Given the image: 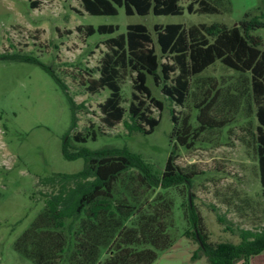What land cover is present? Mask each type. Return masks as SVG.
<instances>
[{
	"label": "rangeland",
	"instance_id": "374dc122",
	"mask_svg": "<svg viewBox=\"0 0 264 264\" xmlns=\"http://www.w3.org/2000/svg\"><path fill=\"white\" fill-rule=\"evenodd\" d=\"M31 8L29 0H0V56L22 53L50 65L64 80L76 103L77 126L84 132L91 123L104 133L96 140L82 143L91 149L106 145L126 146L141 155L154 169L162 171L172 150L176 164L194 176L191 188L178 185L167 191L156 189L174 200L173 222L169 232L172 245L159 253L152 264H208L205 256L193 259L199 242L184 235L189 226L185 218L189 194L200 210L210 241L239 243L242 229L264 230V196L257 156L255 104L250 93V77L220 62L192 81L184 106L169 100L151 77L148 85L164 109H153L160 122L150 134H130L123 123L109 129L101 122L99 104L109 95L104 89L91 93L82 79L98 76L101 58L107 51L105 39L127 32L129 24H144L154 34L155 24L221 22L237 24L248 13H264V0H213L222 9L218 14L185 11L176 15L125 13L118 7L115 15H95L84 10L81 0H41ZM192 0H182L187 5ZM112 24L113 33L86 36L79 25ZM264 37V27L256 31ZM132 81L124 83L123 95L131 98ZM206 97L202 117L205 129L193 137L190 147L173 136L170 109L198 131L199 103ZM128 106V101L125 103ZM72 112L64 91L40 64L0 58V264H34L15 249V242L44 206L37 192L41 177L54 172L75 173L85 166L84 158L65 159L63 136L69 132ZM105 134V135H104ZM75 146L79 143L74 142ZM132 173L137 171L132 170ZM224 220L220 221L219 217ZM233 264H264V250L247 259L235 258Z\"/></svg>",
	"mask_w": 264,
	"mask_h": 264
},
{
	"label": "trees",
	"instance_id": "16d2710c",
	"mask_svg": "<svg viewBox=\"0 0 264 264\" xmlns=\"http://www.w3.org/2000/svg\"><path fill=\"white\" fill-rule=\"evenodd\" d=\"M41 2L29 0L33 9L39 8ZM81 4L95 15H115L118 7H124L128 15L222 12L213 0H192L187 5L182 0H81ZM262 27L264 13H247L232 26L221 22L155 24L154 34L144 24H129L126 33L105 39L107 51L97 69L99 75L82 79V84L91 93L110 91L99 104L104 126L112 129L123 123L130 134H150L160 122V115L156 117L153 109L161 112L165 105L154 96L149 77L169 100L184 106L193 79L215 63L248 74L258 120L257 156L264 196V37L256 32ZM117 28L112 24L78 26L87 37L97 32L113 33ZM0 58L38 63L49 72L66 94L72 112L70 130L63 136L62 154L68 160H85L79 172H54L39 179L37 193L43 197L44 206L16 240L15 249L34 264H152L172 245L169 230L174 225L173 198L165 192L153 194L156 189L167 191L178 185L191 188L194 176L176 164L174 150L164 169L158 171L126 146H81L89 139L96 140L104 130L91 123L86 131L71 133L82 105L76 103L53 67L22 53H4ZM128 78L132 81L130 100L123 95ZM205 99L198 106V131L187 120L178 125V116L170 109L174 123L171 137L175 136L180 145L192 146L193 137L205 125L210 126L202 122L208 106ZM193 196L189 194L185 213L189 226L184 229L185 236L199 242L193 259L205 256L208 264H233L235 258L247 259L264 250V230L242 229L239 243L211 242ZM219 219L224 220L221 216Z\"/></svg>",
	"mask_w": 264,
	"mask_h": 264
}]
</instances>
